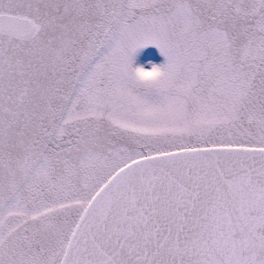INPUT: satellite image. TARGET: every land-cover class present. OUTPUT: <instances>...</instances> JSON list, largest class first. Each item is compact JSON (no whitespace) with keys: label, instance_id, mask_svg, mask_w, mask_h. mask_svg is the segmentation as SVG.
Returning <instances> with one entry per match:
<instances>
[{"label":"snow or ice","instance_id":"obj_1","mask_svg":"<svg viewBox=\"0 0 264 264\" xmlns=\"http://www.w3.org/2000/svg\"><path fill=\"white\" fill-rule=\"evenodd\" d=\"M0 264H264V0H0Z\"/></svg>","mask_w":264,"mask_h":264},{"label":"rangeland","instance_id":"obj_2","mask_svg":"<svg viewBox=\"0 0 264 264\" xmlns=\"http://www.w3.org/2000/svg\"><path fill=\"white\" fill-rule=\"evenodd\" d=\"M166 58L155 45H148L138 49L134 55V65L143 66L149 70L152 64L162 65Z\"/></svg>","mask_w":264,"mask_h":264},{"label":"clouds","instance_id":"obj_3","mask_svg":"<svg viewBox=\"0 0 264 264\" xmlns=\"http://www.w3.org/2000/svg\"><path fill=\"white\" fill-rule=\"evenodd\" d=\"M162 69L159 68V65L152 64L149 70H146V73L141 74L137 73V78L144 84L150 85L155 83L161 78Z\"/></svg>","mask_w":264,"mask_h":264}]
</instances>
